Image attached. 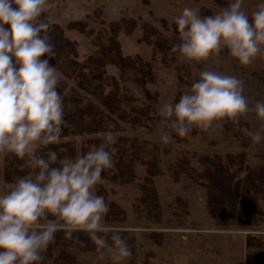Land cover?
Masks as SVG:
<instances>
[{
	"label": "clouds",
	"instance_id": "clouds-1",
	"mask_svg": "<svg viewBox=\"0 0 264 264\" xmlns=\"http://www.w3.org/2000/svg\"><path fill=\"white\" fill-rule=\"evenodd\" d=\"M243 4L230 0L211 15L185 7L174 18L179 42L171 52L184 63L201 64L225 51L241 66L264 60V3L250 14ZM47 11L48 0H0V155L23 161L19 167L26 171L0 192V264H44L60 231L81 246L74 233H85L98 260L123 264L133 255L125 230L106 224L110 206L96 191L102 173L115 165L116 135L101 134L98 146L74 157L49 148L61 142L65 105L61 74L50 63L55 53ZM244 91L245 81L236 75L200 71L178 102L159 108L166 129L161 142L225 122L239 125L249 113L264 121V102L250 105ZM243 132L259 143L264 125Z\"/></svg>",
	"mask_w": 264,
	"mask_h": 264
},
{
	"label": "rangeland",
	"instance_id": "rangeland-1",
	"mask_svg": "<svg viewBox=\"0 0 264 264\" xmlns=\"http://www.w3.org/2000/svg\"><path fill=\"white\" fill-rule=\"evenodd\" d=\"M259 3H264V0H244L243 7L250 14ZM185 7L199 8L200 13L203 7L212 13L221 9L213 0H48V17L52 23L60 24L66 36L77 43L80 61L99 52V37L105 41L106 38L102 35L110 34L111 26L116 24L122 27L117 35L122 54L127 57L141 55L152 65L156 74V81L149 83L147 89L156 93L157 98L152 102L153 108L148 113L150 116H144L142 124L134 119V115L132 117V112H129L128 118H122L119 114L106 111L104 122L97 133L61 138V142L72 141L78 147L88 146L89 139L112 132L117 137L114 153L122 147L129 154L133 149L132 143L145 144V141L158 147L157 154L163 174L155 178L154 187L161 204L160 222L151 220L146 207L138 202L141 191L137 185L143 182L146 175L145 165L140 162L135 164L133 183L108 182L102 179L100 184L107 194L106 202L116 203L125 212L118 222L109 221L105 217L108 226L125 230L124 238L133 255L123 264L131 261L134 264H145L149 253H153V256L149 258L148 264H247L249 236L264 241V218L257 220L252 226L234 224L220 228L207 212V190L196 180V173H183L178 181L174 180L172 173L173 167H177V163L185 156L197 171L202 170L199 162L202 155L243 151L249 167L264 164V138L255 143L243 132L244 128L259 130L264 121L258 120L254 113H249L246 118L241 119L239 125L225 122L221 128L199 130L186 142L179 143L172 139V142L163 144L160 140V133L165 129L163 118L158 114L159 108L166 102L175 103L198 80L200 71L206 68L242 78L245 81L244 94L249 98L250 105L257 101L264 102V60L258 59L252 66H241L227 53H221L219 57L201 64L184 63L177 59V54H166L160 50L155 43L156 36L150 35V30L155 28L163 37L176 41L178 36L173 31L174 18ZM161 20H165L166 24ZM71 21H86L94 33L88 37L79 31L68 29ZM132 21H135L136 28L132 33H126V29L131 28ZM146 33L151 42L143 39ZM106 70L108 75L117 80L120 92L128 97L131 104L138 107L150 104L145 88L140 87L130 76L127 78L112 65H108ZM60 87L63 88L62 94L67 101L71 95L79 96L84 102L94 100V95L80 88L76 79H68L61 74ZM104 88L108 91L112 85L105 84ZM244 139H248L246 146L242 144ZM145 147L144 150L149 152L151 145ZM5 158V155H0L1 168L4 167ZM9 185L1 180L0 192L5 191ZM177 198H182L188 204V212L181 218L174 214L178 210ZM262 208L264 210V202ZM152 233H159L161 236L153 237ZM259 253L260 251L255 250V254ZM97 255L78 253L77 261L80 264H110L107 259L98 260Z\"/></svg>",
	"mask_w": 264,
	"mask_h": 264
},
{
	"label": "trees",
	"instance_id": "trees-1",
	"mask_svg": "<svg viewBox=\"0 0 264 264\" xmlns=\"http://www.w3.org/2000/svg\"><path fill=\"white\" fill-rule=\"evenodd\" d=\"M220 8L227 6V0H213ZM213 14L208 8L201 9V15ZM48 16V14L46 13ZM89 18V17H88ZM166 24L165 20H161ZM50 36L54 44V58L50 61L59 73L68 79H76L77 85L94 95V100L84 102L79 96H73L67 101L65 95L62 94L63 88L59 90L64 98L66 123L64 124L62 137L69 135H89L97 133L103 124L106 111L111 114H119L122 118H128L129 112L132 117L142 124L143 117H149L148 113L152 110V102L157 98V94L151 93L147 89L149 83L156 81V74L152 65L145 61L141 55L134 57L124 56L121 52V44L117 35L122 27L120 25H112L110 34H104L106 40L99 37V52L88 56L83 61L79 60L77 43L68 38L65 30L58 23H52ZM131 28L126 29V33H132L136 28L135 21H132ZM68 29L79 31L90 37L94 31L89 29L86 21H71ZM175 36H178L176 25L173 26ZM150 35H155L156 45L166 54L171 52L173 44L176 41L169 40L161 35L157 29H151ZM143 39L151 42L149 34L146 33ZM227 52H222L226 54ZM47 57H42V59ZM108 65L115 66L119 71L137 83L140 87L145 88V94L150 104L144 107H138L131 104L128 97L120 92V85L117 80L108 75L106 67ZM105 84H111L110 90H105ZM177 99L176 102H178ZM98 103V104H97ZM166 130V129H165ZM199 130L193 129L188 137H179L173 134V139L186 142L190 136H194ZM123 140V139H122ZM121 142V141H120ZM88 146H77L72 141H63L56 145H50L49 148L56 150L63 156H75L78 152L88 151L91 146H98L101 143L100 137L88 140ZM244 146L248 144V139L242 142ZM146 145H151L149 152L144 149ZM112 148L115 145L111 146ZM132 151L127 154L122 147H119L114 153L115 165L112 169L102 173V179L108 182H135V164L140 162L146 167V175L143 182L137 186L141 191L138 202L146 207L148 217L154 222H160L162 218V210L160 199L156 188L154 187L155 178L162 175L163 171L159 164L156 145L149 141L145 144L132 143ZM48 149H44L46 152ZM201 171H197L191 166L188 157L182 158L177 167H173L172 173L175 181H178L183 173H196V180L201 186L207 190L206 208L210 217L220 228L230 227L234 224L252 226L257 220L264 218V210L262 203L264 202V164L257 167H249L246 163V153L241 151L238 153H226L215 155H202L199 158ZM23 161L8 155L5 158L4 167L0 166V185L3 183L11 184L18 176H23L26 171L20 170ZM97 194L104 196L106 192L102 185L97 186ZM110 211L107 219L112 222H118L120 216L124 215V210L116 203L108 202ZM178 210L174 214L181 218L188 212V204L182 198L176 199ZM125 236V233L122 232ZM84 242L85 246L77 243L75 240H66L62 231L57 232L56 241L50 245L46 252V260L44 264H80L77 261L78 253H96L95 246L88 239L85 233H74ZM153 237L161 235L152 233ZM255 250L260 251L255 254ZM153 253L146 256L145 264L149 263V258ZM247 264H264V241L249 236L247 241ZM127 264H134L133 261Z\"/></svg>",
	"mask_w": 264,
	"mask_h": 264
}]
</instances>
